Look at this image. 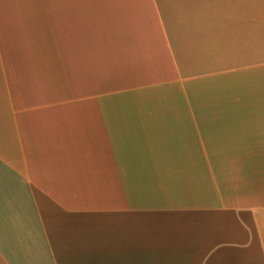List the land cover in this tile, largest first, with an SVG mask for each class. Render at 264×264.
Here are the masks:
<instances>
[{
	"label": "crops",
	"instance_id": "0c3cea01",
	"mask_svg": "<svg viewBox=\"0 0 264 264\" xmlns=\"http://www.w3.org/2000/svg\"><path fill=\"white\" fill-rule=\"evenodd\" d=\"M0 264H264V0H0Z\"/></svg>",
	"mask_w": 264,
	"mask_h": 264
}]
</instances>
